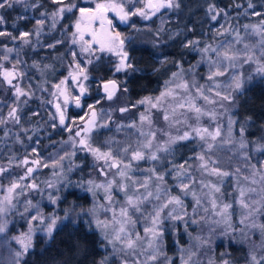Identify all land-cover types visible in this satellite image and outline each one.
I'll list each match as a JSON object with an SVG mask.
<instances>
[{
  "label": "snow or ice",
  "instance_id": "6c2138e0",
  "mask_svg": "<svg viewBox=\"0 0 264 264\" xmlns=\"http://www.w3.org/2000/svg\"><path fill=\"white\" fill-rule=\"evenodd\" d=\"M56 7L51 11H44L40 13L39 19H36L34 32L21 31L19 36H14L7 31H0V37H8L12 41L19 40L21 45H29L32 43L31 36L39 37L44 30L47 20H51V27L55 28L59 20L65 18L66 13L79 12V16L75 19V31L71 35V44L79 45L81 53H87L89 57H95L97 60L101 58L99 54L111 53L118 57V64L115 66L116 72H128V70L136 71L129 56L128 51L125 50L126 40L131 37H121V33L114 30V25L108 17V13L112 12L121 23L128 24L129 27H135L134 24H129V21L134 16H139L144 20L151 19L162 8L177 11L181 8L180 0H135L136 3L143 4V7H128L132 0H106L103 3H96L95 8L79 7L75 0H51ZM14 4L24 6L25 10L29 7L35 9L41 6L40 0H0V9L11 8ZM236 7H241L237 4ZM264 7V5H262ZM247 9H252L251 15L264 16V13L256 11V5L253 0H247V8L245 13L248 14ZM207 13L212 21H217L223 15L225 20L229 19L228 13L224 9H219L215 4H209ZM22 18V17H21ZM99 22L100 31L91 30V25L94 22ZM5 23L4 16L0 15V25ZM247 32L251 29V34L259 37L255 44L245 42V37L241 35L239 27L228 25L225 27L221 24L216 30V36H231V40L221 41L215 46L212 43H205L201 45L199 39L185 38L180 43L184 49L189 51H196L200 55V60L195 65H191L187 70L193 77L195 76L196 69L200 64H206L208 72L203 79L206 83L201 84L195 78L188 79L182 64L176 63L180 69L178 72L172 73V78L165 82V90L156 97H144L139 100L137 105H148L145 113L140 114L139 125L137 122L132 121L125 125L116 123L113 120L111 112L107 114V120L103 123H98L97 113L93 105H89L91 115L82 126H77L73 136L69 137L71 147L74 149L71 153H65L60 156L58 160H54L52 167H63L60 163L65 158L75 156L77 147L81 151L90 153L97 162H103L97 168L100 175L105 177V181L97 183L94 180L86 182L80 181L77 187L83 189L85 192L91 193L96 198L97 191L103 190L104 203H99L94 199L93 205L89 209L81 208V211L75 214L73 218L72 209L65 211L64 216L58 214H49L45 216L37 205L33 204L31 200H27L25 212L29 208H36V214L29 216V224L37 221L43 225L42 231L47 242L54 243L55 236L59 231H62L60 225L64 221L74 225L75 232L80 229L75 227L78 220L85 217V227L88 232L95 230L100 233V246L107 249L109 246L112 249V254H106L99 264H110L113 258H119L120 264H174L171 257L168 256L165 248V235L171 231L179 234L178 223L182 224L184 232L189 236L188 247H180V264H235L231 258V253L228 251L215 256L214 249L212 248V236L216 233V228L212 225H219L221 220L225 227L221 229V235L228 237L231 242L250 245L247 253L245 264H264V186L261 187L259 198L253 194H257L255 187L238 188L239 196L238 203L244 210L242 216L237 224L232 222V213L229 211L232 208L231 203H224L223 200L216 194L222 197L221 186L217 184H205L203 180L197 181L191 174V165L187 161L181 164H175L168 161L170 167L164 168V158L161 153L171 154L173 151L172 146L178 141L199 138L203 143L201 144L202 151L198 154L197 159L201 161L199 168L204 172H209L221 178V184L224 177L234 174H240L241 168L237 167L235 172L225 171L218 166L209 168V162L212 165H217L218 160H213L208 153L214 152L218 146L228 145L231 146V151L235 154L239 152L246 162L245 167L251 170V178L247 175L242 176L244 181H250V184L255 185L260 183L264 185V160L257 163H251V155L247 151L249 146H254V151L257 153H264V135L255 140H250L247 137L249 128L255 124L252 117L247 116L242 120L237 119L232 109L238 103V97L244 95L245 85L250 82L252 76L245 77L243 72L235 71L237 67L242 68L246 64H255V73L264 79V19L261 20L259 25H243ZM163 21L162 26L158 30L164 31ZM86 31L91 36V39L85 40ZM191 31V29H188ZM67 34V33H66ZM177 32L170 36L174 39L179 36ZM63 43L62 40H57L55 43L47 45L49 48H55L57 44ZM237 45L242 47L237 48ZM259 48V56L256 49ZM16 51V59L12 62V67L5 68L0 64V77L3 81L13 89V102L9 105L7 117L0 116V125H6L11 121L14 124L21 123V112L23 109L21 104L26 105L31 94L23 89L18 83L14 84L13 81H18L26 76V72L19 67L24 63L20 59V50L7 47L3 48V55H0V60L10 61V55ZM73 58L69 72V77L79 88V95L73 97L77 107L81 106L80 98L87 93L83 81L89 79L87 70L82 67L78 61L77 53L71 51ZM88 64L93 63L92 59L87 60ZM167 63V58L161 61ZM32 67L38 68L39 65L35 62ZM229 73L231 75L229 76ZM228 76L225 83H221L218 78ZM67 78L61 80L58 84L54 85L63 96V104L66 106L69 102V95L65 85ZM171 85V86H170ZM106 99L112 100L119 86L115 80H110L103 85ZM123 91L126 93L128 89L125 87ZM57 96V92L52 93ZM21 97L25 99L21 100ZM203 101V104L198 103ZM99 103V101H97ZM211 106V107H207ZM219 109L223 111H218ZM56 113L59 115V125L66 130L71 131L66 125L65 109L62 108L60 103L55 104ZM151 109L160 111L165 122L170 124H184L188 130H185L182 135L171 136L170 133L159 130L163 135L168 136V140L163 143H157V132L149 130L143 131V126L147 124L149 129L152 126ZM117 111L121 114L130 111L128 106L120 107ZM191 113L196 121L195 125L188 123V114ZM227 113V136L222 133V125L217 123L214 130L200 125L201 117H207L209 120L216 122L218 117ZM37 115V113H33ZM180 117L184 119L181 120ZM55 119V117H53ZM116 124V132H121L124 129H136L138 138L133 143H124L116 140L114 137L105 141V148L96 147L92 142V133L94 130L101 128H109L110 124ZM56 125H53L55 127ZM264 128V126H262ZM26 131V130H25ZM8 135V132H5ZM142 138V139H141ZM31 140V137H28ZM17 142L23 143L17 136ZM33 154L37 153V148L32 149ZM140 161L153 162L152 166L147 169L139 167ZM30 163L27 156L20 161V165H28ZM31 163L37 167H49L47 163L41 165L40 159L32 160ZM33 167H27L24 176L19 177L18 180L13 181L7 187V195L0 200V214L7 213L9 207L15 208L16 204L14 199L19 195H26V190H38L39 186L35 182L22 185L21 181L27 179L33 172ZM7 171L6 168H0V174ZM71 171V168L69 169ZM140 172L143 178H137L136 173ZM55 174V173H54ZM111 174V178H109ZM167 176L177 182L175 187L179 192L173 194L172 188L168 185L166 180ZM259 177V179H257ZM67 179V178H65ZM48 188H56L51 182H45ZM71 181L67 180V185H71ZM199 183L202 188L209 189V192L198 194L195 190V185ZM65 185V186H67ZM19 190V191H17ZM56 188V192H59ZM15 193V196H14ZM116 193H123V203L116 198ZM191 195L194 204L191 206V213H189V205L185 202V197ZM50 202L55 205L61 199L59 195L48 193ZM207 200V204L205 203ZM210 206V207H209ZM203 212L204 215L200 213ZM103 213L104 218H101ZM219 217L220 219H216ZM143 220L146 225L143 227V234L137 229V224ZM207 224L209 226V234L193 236L188 229L192 226H200ZM64 227H67L64 224ZM6 223H0V233L5 232ZM248 229V231H245ZM36 229L29 227L27 233L22 234L21 237H15L17 243L21 245L19 250H10V264H27L24 258L29 254L30 249L33 248V234ZM239 233L241 239H237L236 234ZM256 233L259 234V243L252 239ZM86 236L79 241L71 244L69 252L83 251L87 254L85 241ZM106 242V243H105ZM175 243L179 244V240ZM48 249H45L47 251ZM212 253V255H209ZM63 256V252L58 253ZM206 258V259H205ZM55 259V258H54ZM59 264H70V257L60 261ZM82 264V262H81Z\"/></svg>",
  "mask_w": 264,
  "mask_h": 264
},
{
  "label": "trees",
  "instance_id": "16d2710c",
  "mask_svg": "<svg viewBox=\"0 0 264 264\" xmlns=\"http://www.w3.org/2000/svg\"><path fill=\"white\" fill-rule=\"evenodd\" d=\"M29 3H32V0H29ZM253 3L256 5V11L264 13V7H262L264 0H253ZM40 4L41 6L35 9L29 7L25 10L24 6L20 4H14L11 8L0 9V15L5 18V23L0 25V31H7L14 36H19L21 31L34 32L36 19L41 18L40 13L44 11L51 12L56 7L51 0H40ZM180 4L181 8L177 11L166 10L159 13L157 19L153 20L151 25L147 23L140 24V28L143 32L145 31L144 34L149 32L153 34L157 33L162 26L157 24V20L163 21L165 30L159 32V38H154L152 42L135 43L128 47V53L136 71L128 70L120 83L117 82L120 84L118 93L121 91L125 104L129 108H137L140 105L131 106L137 104L144 97L153 96L162 89L172 73L179 69L174 62L182 64L183 69L187 72L191 65H195L199 61L200 55L198 52L189 51L182 47L180 42L185 38L199 39L201 45L212 43L215 46L218 41L221 42L225 37L215 35L221 24H224L225 27L229 24L233 27L238 26L239 31H243V25H259L261 20L264 19V16L251 15L252 9H247L248 14H243L247 8V0H180ZM209 4H215L217 8L224 9L228 13L229 19L226 21L224 16L221 15L217 21H212L207 13ZM237 4L241 7H236ZM75 16L76 11L71 14L66 13L65 18L59 20L55 28L51 27L52 21L47 20L41 35L39 37L31 36L32 43L29 45H21L19 40L12 41L8 37H0V55L5 45L20 50V59L24 63L19 67L26 72V76L21 79V83L28 88L31 94L28 103L20 105L23 109L21 123L14 124L9 121L6 125H0L1 163L8 162L15 166L25 156L27 158H37L43 162L49 160L51 154L56 151L61 154L63 151L61 145L69 141L70 134L73 131L70 132L59 125L54 109L49 104V93L69 70L68 67L73 60L70 54L71 51L77 53L75 46L66 42V35L69 32L68 30L72 28ZM188 29H191V31H188ZM177 32L180 33L179 36H175L174 39L169 38ZM57 40H62L63 43L57 44L55 48L47 46ZM165 58H167V63L162 64L161 61ZM79 60L82 59L79 58ZM34 62L39 65L38 68L32 67ZM197 72L200 73L199 68ZM102 73L104 79H107L110 75L107 71ZM248 83L245 86L244 95L238 97L239 103L233 109V113L237 119L242 120L244 117L250 116L253 121L264 125V79L256 74ZM125 87L128 89L126 93L123 91ZM90 90L94 94L93 100L95 102L107 100L106 94H103L101 90L99 91L96 86L95 88L90 87ZM13 99V89L0 77V116L7 117L9 105L12 104ZM23 99L25 97H21V100ZM33 113H37V115H33ZM254 115L257 116L254 117ZM76 116L72 115L71 119ZM53 125L56 126L53 127ZM6 131L8 132L7 136L5 135ZM105 133L104 128L94 130L93 142L100 145ZM247 134L250 135V129ZM17 136L23 143L17 142ZM28 137H31V140ZM34 147L37 148L38 154L32 153ZM68 151L71 153L74 149L71 147ZM75 151V156L67 158L66 175L68 176L67 180L72 183L67 185L66 181L58 187L59 192H56V189L52 192L53 195L61 197L57 204L53 205L49 198L44 201L42 205L47 215L58 214L63 217L65 211L75 206V210L72 212L73 218H75V214L80 212L81 208L88 209L96 199L91 193L85 192L76 186L80 181L85 182L86 186V182L90 179L94 181L102 179L98 174L95 161L88 152L81 151L78 147ZM173 152L170 161L177 165L187 161L191 165V174L198 179L201 174L199 168L201 161L197 159L198 152L194 141L191 139L178 142L173 148ZM167 164V161H164V166ZM70 168L71 171H69ZM48 172L49 167H45L41 174L46 176ZM222 179L223 183L221 184L220 178L217 185L221 186L223 195L222 197L220 194L216 195L223 202L232 204L231 211L235 217V201L239 195L238 188L241 184L234 180L232 176ZM167 182L173 193L179 192V189L175 187L177 182L174 179L172 181L167 180ZM37 192L36 190L29 193L32 202L37 200ZM29 216L28 213L12 212L8 225L9 235L21 237L22 234L27 233L29 227L34 225L33 223L29 224ZM87 219L88 217H85L77 221L75 227L80 229L78 233L75 232L73 224L64 221L60 225L62 231H59L55 236L54 243L47 242V238L43 239L40 234L34 231L33 248L30 249L24 260L27 264H59L60 261L70 257V264H81V262L82 264H99V261L106 254L111 256L112 250L110 246L107 249L100 246V234L94 228L91 232L86 230L85 221ZM232 220L235 219L232 218ZM64 224L67 227H64ZM177 226L179 227L178 235L169 231L164 238L167 254L173 259L174 264H179L177 249L179 250L181 246L185 247L190 242L182 224L178 223ZM195 230V226L188 229L193 236L196 233ZM85 236L86 240L84 242L87 254L75 250L69 252L70 245L82 240ZM176 240H179V244L175 243ZM212 248L216 257H219L222 252H230L235 264H245L249 251L245 244L231 242L228 237L222 235L213 241ZM45 249L48 250L45 251ZM59 252H63L64 255L60 256ZM240 253L243 254L242 258L238 257ZM209 255H212V253H209ZM116 261L117 259L113 258L110 264Z\"/></svg>",
  "mask_w": 264,
  "mask_h": 264
},
{
  "label": "rangeland",
  "instance_id": "374dc122",
  "mask_svg": "<svg viewBox=\"0 0 264 264\" xmlns=\"http://www.w3.org/2000/svg\"><path fill=\"white\" fill-rule=\"evenodd\" d=\"M98 2L103 3V2H106V0H75V3L79 7H86V8H95L96 3H98ZM133 3L135 4V7H143L144 6L143 4L136 3L135 0H132V3H129L127 6L132 7ZM166 10H169V9L162 8L160 10V12H158L155 16L151 17L152 20L151 19L144 20L139 16L132 17L131 20L129 21V24H134L135 25L134 28L129 27L128 24L121 23L119 21V19L115 17V14L110 12L111 20H112L113 25H114V30L121 33L122 38L131 37L130 40H126V42H125V50L128 51V47L130 45L135 44V43L152 42V40L154 38H156V37L159 38V35L156 32L153 34H151V32H149L148 34H144L145 31L143 32L142 28H140V26H141L140 24L147 23V24L151 25V22L153 20L157 19L158 14L165 12ZM78 16H79V12L76 11L75 19ZM75 19H74V22H75ZM74 22L72 24L71 30H68L69 32L66 35V42L69 45L71 44V35L70 34L75 31ZM157 24L162 25V21L158 19ZM91 30H95V31L99 32L100 27L93 23L91 25ZM240 33L242 36L245 37V42H249L251 44H255L259 39L258 36L251 34V29H249L246 32L245 29L243 28V31H240ZM89 39H91V36L86 31L85 40H89ZM231 39H232L231 36H225L222 41L231 40ZM218 43H219V41H218ZM71 45H73V44H71ZM74 46H75L76 51H77V58L76 59L81 62L82 67L86 68L87 74L89 77V79L87 81H83L85 87L87 88V93L80 98L81 106L77 107L72 98L79 95V88L69 77V72L72 70L69 66L68 67L69 70L67 71L66 75L61 79V80H65L67 78V84L65 85V87L67 89V94L69 95L68 104L66 106H64L63 96L59 95L58 90L56 88H54V86L52 88V91L49 93V104L54 109L56 119L59 120V115L56 113L55 104L60 103L62 108L65 109V114H66L65 123L68 126V128H70L71 131H73V133L70 134L71 136H73L75 131L77 130V126H82L86 123V121H88V119L91 115V110L89 109L88 106L93 105L94 106L93 110H95L97 113L98 123L105 122L107 120V114L109 112H111L112 118L114 121H116V123H122V124L127 125V124L131 123L132 121H136L137 122V128H139L140 127V125H139L140 114L145 113V110L149 107L148 105H140L134 109L130 108V111L121 114L117 110L120 107L127 106L125 104V100L123 98L121 91L119 93L117 91L112 100H108V99H107L108 101L107 100H105V101L99 100V103H97L93 100L94 94H92V92L90 90V87L95 88V86H96L98 88V90L100 91L101 90V83L105 80L115 79L120 83L122 77L127 72H123V71L122 72H116L115 71V66L119 62L118 57L111 54V53H107V52L103 53V54L98 53L97 55H100L101 58L99 60H97L95 57H89V55L87 53H81L79 45H74ZM236 47L240 48L242 46L237 45ZM10 48H14V47H10ZM256 52H257V55L259 56V52H260L259 48L256 49ZM3 54L4 53L2 52L1 55H3ZM9 55H10V61L0 60V64H3V66L5 68L10 69L12 67V62H14L16 59V51H14L13 53H11ZM79 58L82 60H79ZM88 59H92L93 63L88 64L87 63ZM199 60H200V57H199ZM71 64H72V62L70 63V65ZM255 68H256L255 64H246L242 68L237 67V69L235 71L243 72L245 77H248L249 75H251L253 77L256 75ZM179 70L180 69L176 70L175 72H178ZM97 71H100V72H97ZM105 71L110 73V75L107 79H104V77L102 76V74H103L102 72H105ZM199 72L200 73H198L197 69H196V73H195L194 77L191 73L186 72L187 78L190 80L195 78L201 84L206 83V81H205V79H203V77H205L207 75V72H208L207 65L206 64H200ZM230 75H231V73H229V76ZM171 78H172V75L168 80H170ZM228 78H229L228 76H225V77H220L218 79L221 83H225L228 80ZM61 80H59L58 83ZM21 82H22V80L13 81L14 84L18 83L23 89H25V91L29 92L28 88L23 86V84ZM58 83H56V84H58ZM248 84L249 83H246L245 86H247ZM165 87H166V85L164 84L162 89L158 93L154 94L151 97L159 96V94L165 90ZM53 92H57V96H53L52 95ZM198 103L203 104L204 102L198 101ZM207 107H211V106H207ZM217 110L223 111V110L219 109L218 106H217ZM232 111H233V109H232ZM72 115H77V116L74 119L73 118L71 119ZM150 115H151V119L153 121L151 129H149V126L147 124H145L143 126V131H145V132H147L149 130L156 131L157 132V141H156L157 143H163L164 141L168 140V136L163 135L161 133V131H159L161 129L164 130V132L170 133L171 136H173V137L178 136V135H182L185 130H188L187 126L184 124H174V126H173V124H170L169 122H165L163 120L162 113L160 111H157L156 109H151ZM257 115H254V117ZM188 117H189L188 123L195 125L196 121L194 119V116L191 113H189ZM180 119L183 120L184 118L180 117ZM227 119H228L227 113L219 116L218 120L216 122L209 120L207 117H201L200 125L203 127H208L210 130H214L217 123H219L223 126L222 127V133L226 137L227 136ZM262 126H264V125L258 124L257 122H255V124L249 128L250 129V135L248 136V134H246L248 139L255 140V139L259 138L260 136L264 135V128H262ZM115 129H116L115 123L110 124L109 128H104L106 133L103 136L104 138H103L102 142L100 143V145L95 144V142H93V133H92L93 145L96 147H101L103 149L106 147L105 141L109 140V138H111V137H114L116 140L124 142V143L135 144V142L138 138V133H137L136 129H124L121 132H116ZM189 140H191V139H189ZM192 140L194 141V144L197 148V152L199 154L202 151V148L200 146L203 142L200 141L199 138H194ZM183 141H185V140H183ZM178 142H182V141H178ZM176 144L173 145L172 148H174L176 146ZM61 148L63 150L61 154H59V152L56 151L55 153L51 154V156L49 157V160H45V161L41 162L42 163L41 165H43L44 163H47L49 165V172L47 173L46 176L41 174V171L45 167H43V166L37 167L36 165H33L31 163L32 160H35L37 158H28L30 163L26 166H24V165L17 166L20 164V161L22 159L20 161H18V163L15 164V166H12L8 162H3V163L0 162V168H6L7 169V171L0 174V200H3V197L5 195H7V187L10 185V183L18 180L19 177L24 176L26 173L27 167H33L35 169L34 172L27 179L21 181V183H22V185H28V184H31L33 182L38 184L39 189L37 190L38 194H36L37 200L33 201L32 203L37 205L38 208L42 211V213L45 216H47L42 204L44 203V201H46L48 199V193L49 192L52 193L60 185H63L68 179V176L66 175V173H67V158H65L63 161L60 162L63 165L62 168L61 167L53 168L51 166L54 160H58L60 156H63L65 153H69L68 150H69V148H71V143L70 142L63 143L61 145ZM230 149H231V146H228V145L218 146L217 149L214 150V152L208 153V155H210L213 160H218L217 165H212L209 162V168H211L213 166H218V167L222 168L223 170L229 171L232 173L235 172V169L237 167L241 168L240 174H234V175H230V176H232L234 178V180L239 182L241 184V186H243L244 188L255 187L257 189V194H253V195H255L257 198H259L258 194L260 193L261 187L264 185H262L260 183L252 185V184H250V181H244L242 179V176H244V175H247L251 178V175H250L251 170L247 169L245 167L246 162L242 158L241 154L239 152H236L234 154L233 151H231ZM253 149H254V146L250 145L249 149L247 150L252 157L251 163H257L258 161L264 160V153H257ZM9 153H11V152H9ZM173 153H174L173 151L171 154L161 153V156L164 158V161H167V163H168V161L171 160V155ZM94 161H95L97 168L99 167L100 164L103 163L102 161L97 162L95 159H94ZM152 163L153 162L140 161L139 167L141 169H147L150 166H152ZM167 167H170V165L167 164L164 166V168H167ZM98 174H99V172H98ZM136 176H137V178H141V179L143 178V176L140 172H137ZM100 177L102 179L97 180L96 181L97 183L105 181L104 176L100 175ZM65 178H67V179H65ZM109 178H111V174H110ZM172 179H173L172 176L166 177V180L172 181ZM219 179H220V177H217L215 175H211V174H209V172H204L201 170V174H200L199 178L196 180L197 181L203 180L205 184H217ZM257 179H259V177H257ZM45 182L53 183L56 186V188H48ZM194 187H195V190L197 191L198 194H203V193L209 192V189L202 188L199 183H197ZM17 191H19V190H17ZM31 191H36V190H31V189L26 190V195H19L16 197V199H14V203L16 204L15 208L9 207L7 213L0 214V223H6L5 232L0 233V264H10V259H11L10 258V250H12V251L19 250L21 247V245L19 243H17L16 239H14L15 236H11L8 233L10 214L12 212L13 213L19 212V213H25V214L28 213L29 215L36 214V208L30 207L28 212H25V210H24L25 206H26L25 202L27 200H31V197L29 196V193ZM173 194H175V193H173ZM14 196H15V193H14ZM116 198L121 202V204L123 203V200H124L123 193H116ZM95 200L99 203L105 202L103 190L97 191V197ZM185 202H186V204L189 205L188 211H189V213H191V206L194 204V201L192 200L191 195L185 197ZM205 203L207 204V200H205ZM224 203H226V202H224ZM235 204H236L235 205V211H234L235 217L233 216V212L231 211V209L229 210L232 213V218L235 219V220H232L233 224L238 223V221L240 220L242 213L244 211L238 203V197L235 201ZM92 205H90L89 208H91ZM200 214L204 215L203 212H201ZM101 218L102 219L104 218L103 213H101ZM216 219H220V218L216 217ZM261 219H264V217H261ZM31 223L34 224L33 228L36 229V232L38 234H40L43 239H46L45 234L39 230L43 227V225L37 221H33ZM145 225H146V222L143 220H141L140 223L137 224V229L139 231H141V234H143V227ZM212 227L216 228V233L212 236V239L214 241L217 239V237L221 236V234H220L221 229H223L225 227V225H224L223 221L221 220V223L218 226L212 225ZM93 228H94V226H93ZM195 229H196L195 235L199 234V235L207 236L209 234V226L207 224L195 226ZM94 230H95V228H94ZM245 231H248V229H245ZM97 232L99 233V231H97ZM236 236H237V239H241V237L239 236V233H237ZM252 239L254 241H256L257 243H259V239H260L259 234L256 233L255 235H253ZM188 245H186L185 247H188ZM245 245L249 250L250 245H248V244H245ZM110 249H111V247H110ZM177 251H176L177 255H178L177 261L180 264V259H179L180 249L179 250L177 249ZM238 257L242 258L243 254L242 253L238 254ZM116 259H117V261L115 263H112V264H120L119 258H116Z\"/></svg>",
  "mask_w": 264,
  "mask_h": 264
},
{
  "label": "water",
  "instance_id": "95a60500",
  "mask_svg": "<svg viewBox=\"0 0 264 264\" xmlns=\"http://www.w3.org/2000/svg\"><path fill=\"white\" fill-rule=\"evenodd\" d=\"M109 14V13H108ZM110 80H115V79H110ZM110 80H105V81H103L102 83H101V92L103 93V94H106L105 92H104V89H103V85L105 84V83H107L108 81H110ZM116 82H117V80H115ZM117 84H118V86H119V83L117 82Z\"/></svg>",
  "mask_w": 264,
  "mask_h": 264
},
{
  "label": "flooded vegetation",
  "instance_id": "af4514ba",
  "mask_svg": "<svg viewBox=\"0 0 264 264\" xmlns=\"http://www.w3.org/2000/svg\"><path fill=\"white\" fill-rule=\"evenodd\" d=\"M108 17H109V19H111V14H110V12H109V14H108ZM152 20V19H151ZM94 24H96V25H98L99 26V22L97 21V22H94Z\"/></svg>",
  "mask_w": 264,
  "mask_h": 264
}]
</instances>
